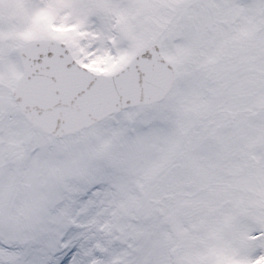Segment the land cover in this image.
<instances>
[{"label": "snow or ice", "instance_id": "1", "mask_svg": "<svg viewBox=\"0 0 264 264\" xmlns=\"http://www.w3.org/2000/svg\"><path fill=\"white\" fill-rule=\"evenodd\" d=\"M0 264H264V0H0Z\"/></svg>", "mask_w": 264, "mask_h": 264}]
</instances>
